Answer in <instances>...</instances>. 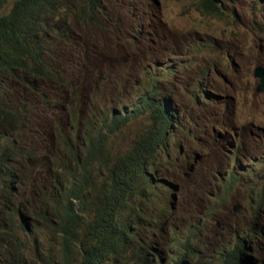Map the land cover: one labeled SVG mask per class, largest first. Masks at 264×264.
Segmentation results:
<instances>
[{"label":"trees","instance_id":"trees-1","mask_svg":"<svg viewBox=\"0 0 264 264\" xmlns=\"http://www.w3.org/2000/svg\"><path fill=\"white\" fill-rule=\"evenodd\" d=\"M7 1L0 0V248L5 250L6 264H25L27 255L41 264H116L128 253L139 257L143 248L133 243L140 240L142 221L151 222V229L166 226L175 250L189 259L198 253L195 240L208 238V225L218 222L227 238L209 253V264H264V177L260 178L259 164L264 162L253 163L239 135L227 142L229 166L215 179L228 188L240 176L260 178L259 192L250 196L245 218L207 210L194 220L191 216L176 222L168 219L173 195L166 197L162 189L173 190L175 185L158 181L155 170L161 164L156 159L174 152L168 159L172 163L180 152L182 136L197 138L204 133L203 126L212 124L195 103L186 119L188 110L181 118L171 106L161 85L169 68L160 72L142 68L132 86V99L125 101V90L112 92L108 104L90 110L82 120L72 110L71 95L66 102L69 117L55 143L61 155L50 149L39 154L31 141L38 136L33 132L36 117L19 93L35 90L37 81L72 86L73 77L61 72L56 57L48 62L46 45L50 20L71 0H13L5 10ZM85 5L83 10L78 4L83 14L99 6L97 0H85ZM198 5L203 12H219L210 0H200ZM106 77V67L101 68L99 81ZM115 82L119 87L124 84ZM203 97L214 100L209 93ZM143 116L147 122L130 145L115 149L112 138L130 120ZM230 154L239 155L240 162L231 160ZM190 158L188 152L181 158L183 171L190 170ZM38 159L49 173L50 166L54 171L51 187L50 180L29 184V167ZM32 223L35 229L49 231L54 260H50V246L30 232ZM180 225L183 235L177 238L175 230ZM147 248L156 251L151 244ZM152 256L161 263L160 254Z\"/></svg>","mask_w":264,"mask_h":264},{"label":"rangeland","instance_id":"rangeland-1","mask_svg":"<svg viewBox=\"0 0 264 264\" xmlns=\"http://www.w3.org/2000/svg\"><path fill=\"white\" fill-rule=\"evenodd\" d=\"M12 1H7L5 10ZM199 1L97 0L98 9L86 11L88 16H84L78 4L83 8L85 0H71L50 20L46 45L48 62L56 57L61 72L73 77L75 90L37 81L35 90L19 93L20 100L32 106L36 117L33 132L38 136L31 137L33 146L39 154L50 149L61 155L55 143L58 130L67 123L66 102L71 95L72 110L82 120L90 110L108 104L112 92L125 90V101L132 99V86L142 68L157 72L169 68L162 75L161 85L163 95L170 96L171 106L181 118L188 110L186 119L195 103L212 124L203 126L204 133L197 138L182 136L180 152L172 163L168 159L174 152L156 159L161 164L155 170L158 181L175 185L173 190L162 189L166 197L173 195L168 219L176 222L191 216L194 220L207 210L244 219L250 196L259 192L264 164L259 163L260 178L240 176L233 187L222 188L215 176L229 166L227 142L233 135L244 138L253 163L264 162V91H254L257 79L252 76L254 66H264V0H221L217 13L201 11ZM105 67L107 77L100 82V70ZM117 79L124 82L123 86L116 84ZM204 93L213 95L214 100L205 99ZM146 122L144 116L130 120L112 138L114 148L126 149ZM185 152L191 155L190 170L183 171L180 163ZM229 158L240 162L237 154ZM234 171L241 174L236 168ZM28 174L31 186L50 180L51 187L55 178L52 167L49 173L41 159L29 167ZM233 206L237 207L235 212ZM151 224L141 222L140 240L133 243L141 245L142 255L128 253L116 264H159L153 254L162 256L160 264H174L181 258L182 251H176L175 242L168 239V228L151 229ZM31 226L37 240L50 246V260H54L55 246L49 231L35 229L33 223ZM182 226L175 230L177 238L183 235ZM218 226L212 221L208 225L211 235L195 240L198 253L190 258L193 262H207L209 253L227 238ZM148 244L156 251L149 250ZM6 262L5 250L0 248V264ZM25 264L41 263L27 255Z\"/></svg>","mask_w":264,"mask_h":264},{"label":"water","instance_id":"water-1","mask_svg":"<svg viewBox=\"0 0 264 264\" xmlns=\"http://www.w3.org/2000/svg\"><path fill=\"white\" fill-rule=\"evenodd\" d=\"M211 3L217 5L221 2V0H210ZM252 76L257 79V83L254 87L255 92H262L264 91V66L256 65L252 70ZM237 209L236 206H233V212ZM218 225V223H216ZM175 264H209L206 261H197L192 262L186 257L180 258Z\"/></svg>","mask_w":264,"mask_h":264},{"label":"clouds","instance_id":"clouds-1","mask_svg":"<svg viewBox=\"0 0 264 264\" xmlns=\"http://www.w3.org/2000/svg\"><path fill=\"white\" fill-rule=\"evenodd\" d=\"M212 4H213V3H212ZM219 4H220V3H219ZM217 5H218V4H217ZM255 85H256V84H255ZM216 223H218V222H215V225H216ZM181 258H182V257H181ZM186 258H188V257H186ZM179 259H180V258H179ZM179 259H178V260H179ZM188 259H189V258H188ZM178 260H177V261H178ZM189 260L192 261L191 259H189ZM177 261H176V262H177ZM198 261H205V260H198ZM176 262H175V263H176ZM192 262H193V261H192ZM195 262H197V261H195ZM175 263H174V264H175ZM207 263H208V262H207Z\"/></svg>","mask_w":264,"mask_h":264}]
</instances>
